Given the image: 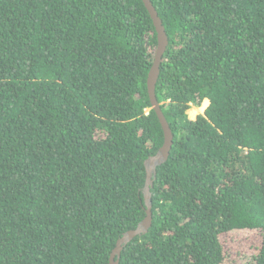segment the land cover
I'll list each match as a JSON object with an SVG mask.
<instances>
[{
  "label": "trees",
  "instance_id": "obj_1",
  "mask_svg": "<svg viewBox=\"0 0 264 264\" xmlns=\"http://www.w3.org/2000/svg\"><path fill=\"white\" fill-rule=\"evenodd\" d=\"M149 1L173 143L115 260L264 264V0ZM156 47L142 0H0V264H110L145 218Z\"/></svg>",
  "mask_w": 264,
  "mask_h": 264
},
{
  "label": "water",
  "instance_id": "obj_2",
  "mask_svg": "<svg viewBox=\"0 0 264 264\" xmlns=\"http://www.w3.org/2000/svg\"><path fill=\"white\" fill-rule=\"evenodd\" d=\"M146 10L148 11L150 18L155 27L157 34V47L153 58V63L147 78V92L151 107L154 110L157 119L161 125L164 141L161 148L157 151L154 156H150L145 162L146 181L143 189L144 203H145V218L137 225L133 230H130L123 234V236L117 241L115 249L110 256V264H118V260L123 248L129 244L133 239L141 235H145L151 227L152 214H151V194L150 188L153 185V179H155L157 167L163 165L169 157L173 138L171 130L162 114L160 104L157 102L155 97V86L159 76V69L162 57L166 51L168 40L161 21L149 0H142Z\"/></svg>",
  "mask_w": 264,
  "mask_h": 264
},
{
  "label": "rangeland",
  "instance_id": "obj_3",
  "mask_svg": "<svg viewBox=\"0 0 264 264\" xmlns=\"http://www.w3.org/2000/svg\"><path fill=\"white\" fill-rule=\"evenodd\" d=\"M204 108V106H201L200 108L191 107V109L188 111V117L190 119H195L197 115L203 113Z\"/></svg>",
  "mask_w": 264,
  "mask_h": 264
}]
</instances>
